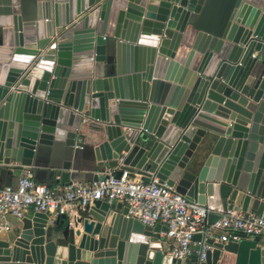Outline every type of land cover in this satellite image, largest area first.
<instances>
[{
    "label": "water",
    "instance_id": "1",
    "mask_svg": "<svg viewBox=\"0 0 264 264\" xmlns=\"http://www.w3.org/2000/svg\"><path fill=\"white\" fill-rule=\"evenodd\" d=\"M222 1L0 0V165L89 145L91 181L122 155L209 211L263 212L264 0H224L217 16ZM127 214L103 199L73 225L35 212L0 239V264H235L238 241L175 259L165 224Z\"/></svg>",
    "mask_w": 264,
    "mask_h": 264
},
{
    "label": "built area",
    "instance_id": "2",
    "mask_svg": "<svg viewBox=\"0 0 264 264\" xmlns=\"http://www.w3.org/2000/svg\"><path fill=\"white\" fill-rule=\"evenodd\" d=\"M117 162L116 166L104 167L103 179L58 183L54 187L37 181L33 169L23 166L16 184L0 188V234L11 231L8 215L22 219L29 211L45 212L53 224L57 217L66 214L73 225L78 209L103 199L111 203L124 201L127 215L145 225L165 224L168 228L162 233L165 248L175 259L197 253L200 260H205L207 251L214 247L208 242L212 237L219 242H240L264 235V211L227 208L219 219L208 223L209 209L205 205L188 200L175 186L161 182L155 175L150 182L143 181L126 169L122 155ZM116 170L121 171L120 177L116 176ZM197 233L202 234L201 240L195 239Z\"/></svg>",
    "mask_w": 264,
    "mask_h": 264
},
{
    "label": "crops",
    "instance_id": "3",
    "mask_svg": "<svg viewBox=\"0 0 264 264\" xmlns=\"http://www.w3.org/2000/svg\"><path fill=\"white\" fill-rule=\"evenodd\" d=\"M223 4L224 0L216 11L217 16L220 13ZM215 14L216 13H214V15ZM255 54H257V52H255ZM65 161L71 162L70 180L73 182H89L93 180L95 176H97V172H99L96 170L97 163L91 146L85 145V147L81 149L73 146H65L62 142L39 145L31 168L35 173L37 181L54 187L60 182L59 178ZM22 167L23 166L19 163H11L10 165L5 166L0 165V188L9 184H16ZM102 170H100V172H102ZM120 203H123V206H127V204L121 200L112 202L113 205ZM34 213L35 212L29 211L26 216L32 217ZM220 215L221 214L217 211L210 210L208 221L211 223ZM7 217L11 222V231L0 234V239L14 236V234L20 231L22 226V219H18L11 215H8ZM219 234L220 232L217 231L216 235ZM257 238L258 239H256V237L253 239L245 238L240 241V247L237 254H235V264H262L264 235Z\"/></svg>",
    "mask_w": 264,
    "mask_h": 264
}]
</instances>
